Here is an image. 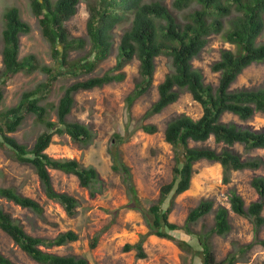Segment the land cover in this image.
I'll use <instances>...</instances> for the list:
<instances>
[{"label": "trees", "instance_id": "16d2710c", "mask_svg": "<svg viewBox=\"0 0 264 264\" xmlns=\"http://www.w3.org/2000/svg\"><path fill=\"white\" fill-rule=\"evenodd\" d=\"M165 1L87 0L89 15L86 36L90 49L84 57L74 60L69 58L70 52L83 48L86 40L72 36L65 23L75 14L79 0H28L41 34L50 45L51 56L58 63L54 67L39 65L32 53L19 57V37L29 32L30 26L21 18L18 8H7L3 13L4 27L1 31L0 84L18 72L30 74L38 69L47 78L32 89L23 91L15 105L0 110V147L7 150L16 161L31 166L45 196L60 203L65 212L73 216L77 211V199L54 189L49 170L75 175L82 187L90 189V195L94 193L92 187L98 180V172L95 167L84 166L74 158H54L46 149L54 134H67L81 146L91 142L93 133L86 124L68 120L75 103V93L122 80L125 75L124 66L136 58L139 78L134 92L127 97V105L130 106L134 98L151 84L156 57L166 56L170 70L157 85V99L151 103L144 116L160 112L175 102L183 91L189 92L200 104L202 113L196 119L184 113L177 114L166 123L164 140L174 150L173 178L161 185L158 198L148 207L142 205L131 180L130 168L122 160L119 145L123 138L119 133H113L109 147L111 169L120 173L126 182L128 200L125 206L138 211L147 227V231L140 234L135 243H126L124 250H135L137 258H145L143 243L149 235H155L173 241L182 250L191 251L193 247L190 243L171 233L183 229L185 233L196 236L201 247V264H233L251 243L238 245L223 259L216 260L209 233H194L190 229V224L213 211L214 223L210 232L225 235L230 230L226 207L218 205L213 209V201L203 199L188 211L182 226L170 222L168 214L174 198L189 188L194 164L198 160L218 162L222 168L223 182L229 181L231 171L257 169L261 164L259 157L243 159L231 146L240 143L246 150L264 148V128L251 130L233 121H223L222 116L231 113L240 120H247L257 112L264 114V81L255 87L231 88L246 67L264 62V42L258 41L264 33V0H172L170 7ZM119 24L128 26L120 35L114 65L101 75L66 85L54 106L42 103L47 88L61 73L60 70L90 72L110 55L114 44V28ZM217 33L221 34L225 42L233 45L234 50L222 48L219 58L211 63V70L219 73L217 85L213 86L204 81L202 72L193 66L192 60L200 54L210 36ZM51 108L55 111L56 121L49 118ZM26 114H33L44 127L30 147L9 135L17 130ZM142 129L148 133L156 130L153 124H144ZM210 137L214 143L223 144L220 150L203 145ZM251 185L258 199L246 206L242 197L231 190L230 209L250 221L255 241L264 247V238L257 237L264 225V177L254 176ZM0 197L37 213L42 212L36 200L19 193L13 187H0ZM166 202L167 206L163 207ZM0 229L40 264H89L83 256L48 250L77 240L78 235L73 230L61 231L52 237L31 235L1 207ZM96 241L97 236L90 245L94 246ZM0 264L15 263L0 253Z\"/></svg>", "mask_w": 264, "mask_h": 264}, {"label": "rangeland", "instance_id": "374dc122", "mask_svg": "<svg viewBox=\"0 0 264 264\" xmlns=\"http://www.w3.org/2000/svg\"><path fill=\"white\" fill-rule=\"evenodd\" d=\"M171 2L172 0L165 1L169 7ZM86 3L87 0H79L75 14L65 23L72 36H80L86 40L83 48L70 52L69 58L74 60L84 57L90 49L86 36V21L89 15ZM10 7L18 8L21 18L30 26L29 32L19 37V57L32 53L39 65L58 66L51 56L48 41L41 34L37 18L30 10L28 0H0V69L3 13ZM127 26L128 24H119L114 28V44L110 55L90 72L74 73L75 69L60 70L61 73L47 88L42 103L54 106L66 85L76 80L101 75L111 68L115 63L120 35ZM258 41L264 42V33ZM222 48L234 50V46L225 42L220 33L212 34L200 54L192 60L193 66L202 72L204 81L213 86L217 85L219 73L212 71L210 65L219 58ZM123 70L125 75L122 80L80 90L74 95L75 103L68 120H78L86 124L93 133L91 142L87 146H81L67 134H54L46 149L54 158H74L84 166L95 167L98 180L92 187L93 195H90V189L79 184L75 175L50 169L54 189L66 192L78 201L76 213L69 216L60 203L45 196L32 167L16 161L7 150L0 147V187H13L19 193L33 198L41 205L42 212L37 213L21 207L3 197H0V207L31 235L52 237L61 231H75L78 235L77 240L48 250L58 254L83 256L89 264H201V247L196 236L193 233H185L183 229L171 233L190 243L193 247L191 251L182 250L173 241L155 235H149L143 243L145 258H137L135 250H124V245L135 243L139 235L147 231V227L138 211L125 206L128 200L126 182L120 173L111 169L109 147L113 133H119L123 138L119 145L122 160L130 168L131 180L142 205L148 207L158 198L161 185L173 178L174 150L171 144L164 140L166 123L181 113L196 119L201 115L202 108L189 92L183 91L175 102L160 112L145 117V111L157 99V85L170 70L169 60L164 55L156 57L151 84L134 98L130 106L127 105V97L134 92L139 78L138 60L133 58ZM46 78L47 75L38 69L30 74L18 72L4 84L1 83L0 110L15 105L23 91L32 89ZM263 81L264 62L252 63L237 76L231 88L255 87ZM49 118L53 121L57 119L52 108ZM222 120L233 121L256 131L264 128V114L259 112L247 120H240L231 113H225ZM144 124H153L156 130L148 133L142 129ZM43 129V125L37 122L33 114H26L17 130L9 135L30 147ZM203 145L217 150L223 146L214 143L212 137ZM231 147L238 151L243 159L259 157L260 166L257 169L231 171L229 181L223 182L222 168L218 162L198 160L194 164L190 186L174 198L168 220L182 226L192 207L203 199H210L213 201V209L218 205L228 209L230 230L222 236L210 232L214 223L213 211L190 224V229L194 233H209V241L216 260L223 259L238 245L251 243L244 253L238 255L233 264H264V247L255 241L252 224L247 218L234 213L229 203L231 190H235L242 197L246 206L258 199L251 180L257 175L264 177V148L246 150L240 143H234ZM167 204L168 202L163 207ZM262 215L264 216V206ZM95 236L97 241L91 246L90 243ZM257 237L264 238V225ZM0 253L15 264H40L22 251L1 229Z\"/></svg>", "mask_w": 264, "mask_h": 264}]
</instances>
